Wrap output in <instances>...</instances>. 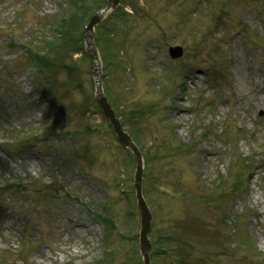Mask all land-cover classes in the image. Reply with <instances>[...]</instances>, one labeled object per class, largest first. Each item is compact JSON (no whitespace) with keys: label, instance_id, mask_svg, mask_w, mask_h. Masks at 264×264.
Returning a JSON list of instances; mask_svg holds the SVG:
<instances>
[{"label":"rangeland","instance_id":"374dc122","mask_svg":"<svg viewBox=\"0 0 264 264\" xmlns=\"http://www.w3.org/2000/svg\"><path fill=\"white\" fill-rule=\"evenodd\" d=\"M122 9L129 16L113 14L96 30L104 85L119 113L143 110L132 129L149 155L143 185L153 212L150 238L159 229H176L182 238L162 247L167 255L156 254L153 244L152 264H264V0H126ZM68 10V0H0V264H90L106 249L105 264H143L139 237L131 242L121 236L140 230L136 163L122 171L135 158L91 101L92 61L71 54L73 65L79 62L72 70L79 86L67 70L49 73L54 99L45 76L23 60L24 44L50 35L43 18ZM177 44L185 52L172 59L168 49ZM84 101L89 105L72 110L69 122L78 135L48 141L44 132L17 139L46 130L45 118H59ZM229 116L243 132L236 145L217 130ZM87 123L100 124L102 131L86 134ZM237 149L252 163L249 168L238 162L240 155L232 157ZM236 177L248 182L247 194L232 193ZM20 182L30 192L8 189ZM50 183L56 188L48 191ZM108 201L116 222L112 232L93 214L104 213ZM241 228L257 253L239 238ZM23 230L29 235L25 251ZM110 245L119 248L116 255ZM171 246L182 247L181 262Z\"/></svg>","mask_w":264,"mask_h":264},{"label":"trees","instance_id":"16d2710c","mask_svg":"<svg viewBox=\"0 0 264 264\" xmlns=\"http://www.w3.org/2000/svg\"><path fill=\"white\" fill-rule=\"evenodd\" d=\"M70 3L73 13H71L68 18H53L49 22V26L54 29V33L49 41L46 39L44 40V48H46V52L42 54L41 49L38 48L34 50L32 56L33 61H40L44 64L45 69L52 70L53 73L57 72V69L65 68L69 72L71 79H74L72 70L77 69V66L73 65L75 60H72L73 57L71 54L76 51L84 52V25L92 14L105 5L106 0H71ZM68 59H71L72 61ZM74 80H78V77ZM142 111V109H135L133 110V113L141 114ZM126 114V112L122 114L124 116L122 122L125 123L128 121L131 124L130 128L132 129V123L130 122L131 118H126ZM221 134L228 138L227 144L235 145V143H231V141H233V133L230 131V128H224V131H222ZM229 174L232 175V172L229 171ZM235 179L237 182L233 184L232 193L244 194L248 189L247 181L242 177H236ZM232 193H230V195ZM248 214L252 215L253 213L247 209V215ZM106 222L107 224L112 223L111 220H106ZM239 234L241 238L245 239V242H247L248 245L253 246L251 248H254V241L247 231H245V228H241Z\"/></svg>","mask_w":264,"mask_h":264},{"label":"water","instance_id":"95a60500","mask_svg":"<svg viewBox=\"0 0 264 264\" xmlns=\"http://www.w3.org/2000/svg\"><path fill=\"white\" fill-rule=\"evenodd\" d=\"M121 0H108L106 6L95 13L89 22L87 23L85 30H84V38H85V47L88 52V54L93 59V74L96 81V100L98 103L103 107L106 114L110 117L111 122L114 125V129L117 132L120 139L129 146L133 152L135 153L137 160H138V170L136 175V186L138 189V202L140 206V211L142 215V226H141V248L142 253L145 257V264H150V249H151V242L148 238V232L151 229V219H152V213L151 210L146 202V200L143 197L142 194V173H143V157L142 154L137 147V145L134 143L131 136L124 131L122 128L121 122L116 118L115 112L113 108L111 107L109 101L107 100V97L103 91L102 87V64L100 59V54L98 52V49L95 44L94 39V32H95V26L102 21L107 14L115 9L119 4ZM173 52L176 53V55H180L181 52H177L176 50H173Z\"/></svg>","mask_w":264,"mask_h":264}]
</instances>
